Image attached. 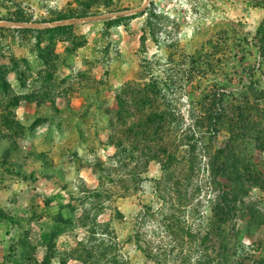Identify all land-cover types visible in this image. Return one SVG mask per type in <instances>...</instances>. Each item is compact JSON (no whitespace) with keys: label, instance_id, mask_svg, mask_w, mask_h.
<instances>
[{"label":"rangeland","instance_id":"374dc122","mask_svg":"<svg viewBox=\"0 0 264 264\" xmlns=\"http://www.w3.org/2000/svg\"><path fill=\"white\" fill-rule=\"evenodd\" d=\"M48 263L264 264V0H0V264Z\"/></svg>","mask_w":264,"mask_h":264},{"label":"trees","instance_id":"16d2710c","mask_svg":"<svg viewBox=\"0 0 264 264\" xmlns=\"http://www.w3.org/2000/svg\"><path fill=\"white\" fill-rule=\"evenodd\" d=\"M51 238H52V240H53V239L55 238V236H51V235H43L42 240H43L44 243H47L48 246L50 247V246H51V243L49 244V242L52 241ZM48 264H51V263H48Z\"/></svg>","mask_w":264,"mask_h":264}]
</instances>
